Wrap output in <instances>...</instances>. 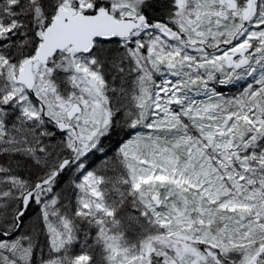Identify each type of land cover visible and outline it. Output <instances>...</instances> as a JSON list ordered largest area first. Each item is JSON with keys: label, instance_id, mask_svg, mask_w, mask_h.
Wrapping results in <instances>:
<instances>
[{"label": "snow or ice", "instance_id": "snow-or-ice-1", "mask_svg": "<svg viewBox=\"0 0 264 264\" xmlns=\"http://www.w3.org/2000/svg\"><path fill=\"white\" fill-rule=\"evenodd\" d=\"M0 264H264V0H0Z\"/></svg>", "mask_w": 264, "mask_h": 264}]
</instances>
